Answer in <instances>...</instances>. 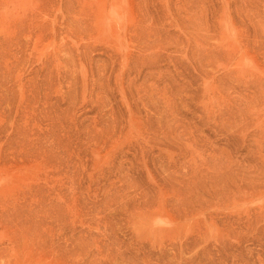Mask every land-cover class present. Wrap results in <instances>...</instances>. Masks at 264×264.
<instances>
[{
    "label": "rangeland",
    "instance_id": "374dc122",
    "mask_svg": "<svg viewBox=\"0 0 264 264\" xmlns=\"http://www.w3.org/2000/svg\"><path fill=\"white\" fill-rule=\"evenodd\" d=\"M0 264H264V0H0Z\"/></svg>",
    "mask_w": 264,
    "mask_h": 264
}]
</instances>
